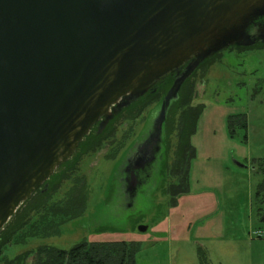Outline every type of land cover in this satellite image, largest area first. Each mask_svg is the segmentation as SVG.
Here are the masks:
<instances>
[{
  "label": "water",
  "instance_id": "95a60500",
  "mask_svg": "<svg viewBox=\"0 0 264 264\" xmlns=\"http://www.w3.org/2000/svg\"><path fill=\"white\" fill-rule=\"evenodd\" d=\"M263 16L264 0H0V230L95 122L187 62L155 143L182 82L212 54L264 41V24L248 33Z\"/></svg>",
  "mask_w": 264,
  "mask_h": 264
},
{
  "label": "rangeland",
  "instance_id": "374dc122",
  "mask_svg": "<svg viewBox=\"0 0 264 264\" xmlns=\"http://www.w3.org/2000/svg\"><path fill=\"white\" fill-rule=\"evenodd\" d=\"M209 69L196 73L192 105L203 104L191 143L189 191L169 203L161 191L165 145L153 172L132 198L124 191L122 172L129 148L139 142L160 106L151 105L133 126L119 154L105 157V145L84 156L78 173L85 176L87 199L83 213L66 221L58 234L31 237L10 245L9 258L48 244L68 249L79 241H136V264H199L201 246L208 264H264V203L256 198L262 175L256 159L264 158V51L217 55ZM245 114L246 128H228L231 115ZM128 128L119 126L117 139ZM168 163L176 135L167 134ZM164 175V176H163ZM140 226H146L144 231ZM33 258H29L30 264Z\"/></svg>",
  "mask_w": 264,
  "mask_h": 264
},
{
  "label": "trees",
  "instance_id": "16d2710c",
  "mask_svg": "<svg viewBox=\"0 0 264 264\" xmlns=\"http://www.w3.org/2000/svg\"><path fill=\"white\" fill-rule=\"evenodd\" d=\"M216 54L200 65L181 84L175 98L165 108L164 127L166 133L176 135V144L167 174L160 186L170 204H175L178 196L189 191V166L195 156L191 137L196 131L198 119L203 112V104L192 105L196 96V73L202 66L213 64L219 57ZM180 65L155 81L142 95L124 99L111 111V117L101 128L93 126L78 143L72 155L62 162L50 177L34 190L15 211L14 215L0 230V264H136L140 243L136 241H79L68 249L42 244L27 249L9 258L5 250L14 244H24L31 237H47L58 234L66 221L80 216L87 199L85 176L78 173L84 156L110 146L105 157L114 158L133 132L136 120L153 104L161 105L165 94L175 78L184 69ZM207 68L204 67L203 70ZM209 69V68H208ZM206 69V71L208 70ZM128 122V128L117 139L119 126ZM246 128L245 114L231 115L228 118L230 133L236 127ZM256 168L262 175L257 186L256 198L264 203V158L256 159ZM264 219V217H262ZM199 264H208L201 246L197 248Z\"/></svg>",
  "mask_w": 264,
  "mask_h": 264
},
{
  "label": "flooded vegetation",
  "instance_id": "af4514ba",
  "mask_svg": "<svg viewBox=\"0 0 264 264\" xmlns=\"http://www.w3.org/2000/svg\"><path fill=\"white\" fill-rule=\"evenodd\" d=\"M258 24H264V16L259 18L258 20L255 21V23L249 26L248 33L250 35H253L256 33V30L258 29ZM255 41L256 42H254V44L252 45H242V44L230 45L227 48L220 50L216 52L215 54H212L211 56L205 58L201 63L205 62L206 59H210L212 56H215L216 54H220L224 52L234 51L235 53H238V54H247V53H251L252 51L263 52L264 51V41L261 39H257ZM186 64L187 62L183 63L182 65H186ZM210 66L211 65L204 66L203 64L202 67L203 68L207 67L205 69H208ZM115 107L116 106L112 107L111 111ZM158 114H159V110H158ZM158 114L156 115V117L153 116V123L150 125V127L147 128L146 133L143 136V138L139 142L134 144L133 147L129 148L127 151V155H126L124 166H123L122 181H123L124 191L128 199L132 198L134 194L136 193L137 189L142 184L148 181L149 177L151 176V173L153 172L154 164L158 158L162 144L165 145V149H166V158H165L166 161L162 165V172L165 175L167 174L168 164L170 163H168V160H167V155H168L167 134L168 133H166L164 122H162L161 124V130H160L158 140L155 143H153V138L156 133V123H157ZM104 119H105L104 117H101L97 122H95L91 126V128L93 126H98L99 122ZM169 136H171V134H169ZM128 139L129 137L125 141H127ZM124 146H125V143L121 149H123ZM121 149L119 150V152L121 151ZM132 181H135L134 187L130 186Z\"/></svg>",
  "mask_w": 264,
  "mask_h": 264
}]
</instances>
